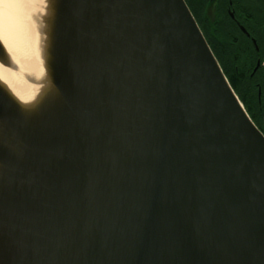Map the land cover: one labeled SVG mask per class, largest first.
Masks as SVG:
<instances>
[{"label": "water", "instance_id": "1", "mask_svg": "<svg viewBox=\"0 0 264 264\" xmlns=\"http://www.w3.org/2000/svg\"><path fill=\"white\" fill-rule=\"evenodd\" d=\"M48 1V77L0 79V264H264V135L186 2Z\"/></svg>", "mask_w": 264, "mask_h": 264}, {"label": "flooded vegetation", "instance_id": "2", "mask_svg": "<svg viewBox=\"0 0 264 264\" xmlns=\"http://www.w3.org/2000/svg\"><path fill=\"white\" fill-rule=\"evenodd\" d=\"M196 2L204 9L210 44L226 55V66L234 68V77L246 83L244 96L255 98L264 110V0ZM262 119L255 125L264 135Z\"/></svg>", "mask_w": 264, "mask_h": 264}, {"label": "bare ground", "instance_id": "3", "mask_svg": "<svg viewBox=\"0 0 264 264\" xmlns=\"http://www.w3.org/2000/svg\"><path fill=\"white\" fill-rule=\"evenodd\" d=\"M48 3L0 0V42L13 66L11 70L0 63V79L22 102L31 99L51 71L45 56Z\"/></svg>", "mask_w": 264, "mask_h": 264}, {"label": "trees", "instance_id": "4", "mask_svg": "<svg viewBox=\"0 0 264 264\" xmlns=\"http://www.w3.org/2000/svg\"><path fill=\"white\" fill-rule=\"evenodd\" d=\"M188 6V8L190 9L192 15L194 16L197 24L199 25L200 29L202 30L204 36L206 35V37L208 36V28L206 25V19L204 17V9L203 7H198L197 6V2L196 0H184ZM207 42L213 52V54L215 55L218 63L220 64L222 71L224 72L228 82L230 83L231 87L233 88L234 92L236 93L237 97L239 98V100L241 101V103L243 104L246 112L248 113L249 117L252 119V121L254 122V124L258 125L263 119L264 116V110L262 109V106L260 107V105H258V103L254 100H252V98H250V96H244L243 94V89L245 86V82L242 79H238L235 78L233 75V67H229V69L226 66V55L220 50L217 51L215 49V47H213L210 44V41L207 37ZM230 58V57H229ZM236 62V61H235ZM238 64V62H236ZM255 90V88H254ZM259 113V115H258Z\"/></svg>", "mask_w": 264, "mask_h": 264}]
</instances>
